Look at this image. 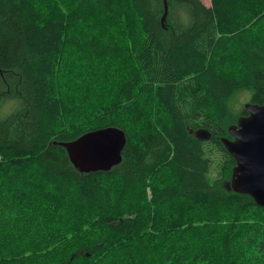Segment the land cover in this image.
I'll use <instances>...</instances> for the list:
<instances>
[{"label": "trees", "instance_id": "obj_1", "mask_svg": "<svg viewBox=\"0 0 264 264\" xmlns=\"http://www.w3.org/2000/svg\"><path fill=\"white\" fill-rule=\"evenodd\" d=\"M244 92L264 0H0V264H264V207L225 187ZM105 128L121 161L79 172L59 144Z\"/></svg>", "mask_w": 264, "mask_h": 264}, {"label": "water", "instance_id": "obj_2", "mask_svg": "<svg viewBox=\"0 0 264 264\" xmlns=\"http://www.w3.org/2000/svg\"><path fill=\"white\" fill-rule=\"evenodd\" d=\"M166 5L164 11L166 12ZM164 12V16H165ZM247 115L228 127L232 139L221 138L235 166L225 187L250 196L264 207V96L261 105L245 104ZM198 140L210 138L206 130H189ZM126 143L125 134L116 128H105L86 133L74 141L60 143L76 170L83 173L108 171L121 161Z\"/></svg>", "mask_w": 264, "mask_h": 264}, {"label": "rangeland", "instance_id": "obj_3", "mask_svg": "<svg viewBox=\"0 0 264 264\" xmlns=\"http://www.w3.org/2000/svg\"><path fill=\"white\" fill-rule=\"evenodd\" d=\"M203 2V4H205L206 6H210V0H201ZM249 99V93L248 92H244L238 95L237 101L234 104V109H240V107L245 106V104H247Z\"/></svg>", "mask_w": 264, "mask_h": 264}]
</instances>
